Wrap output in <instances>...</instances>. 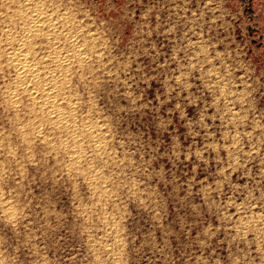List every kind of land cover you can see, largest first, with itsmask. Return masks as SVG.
I'll use <instances>...</instances> for the list:
<instances>
[{
  "label": "rangeland",
  "instance_id": "1",
  "mask_svg": "<svg viewBox=\"0 0 264 264\" xmlns=\"http://www.w3.org/2000/svg\"><path fill=\"white\" fill-rule=\"evenodd\" d=\"M245 1L0 0V264H264V38ZM37 12L29 49L64 81L65 127L7 63Z\"/></svg>",
  "mask_w": 264,
  "mask_h": 264
},
{
  "label": "bare ground",
  "instance_id": "2",
  "mask_svg": "<svg viewBox=\"0 0 264 264\" xmlns=\"http://www.w3.org/2000/svg\"><path fill=\"white\" fill-rule=\"evenodd\" d=\"M42 13H44V12H42ZM43 16L44 15H40L37 12L36 16H33L31 18L28 29L25 30L26 32L24 35H26V36H22L24 38L22 39L21 44L19 45V48L17 50L15 49L16 50L15 52H12L8 55L9 61L7 63H10L12 65L11 67L14 68L15 73H17V77L19 78V81H20V85L18 84L19 87L17 86L18 90H16V91H18L19 93L20 92L21 93H28L31 100L33 101V102L30 101V102H32V106L34 104V106L37 109H40V112H41V110H43L44 112L49 113L48 116H50L51 124L54 125L55 127H58V126H60V124H62V120H64V115H63L64 112L62 113V111H61L62 109L60 110L59 104H58V101H60V90H61L60 85L63 84L64 81L59 82L58 77L50 76L48 74H47L48 76H45V75L43 76L41 71L37 70L38 67L36 68L37 65H36L35 59L37 60V58L33 57L34 52L32 54V51L29 49V42L32 41L31 38L34 37V35L39 34L41 30L44 32L43 28L47 29L46 28L47 26H45V25L48 21L46 20L47 18L45 19V17H43ZM29 20H30V18H29ZM49 27H50V25H48V28ZM55 27H57V26H55ZM57 31H58V28H57ZM53 35H55V31H54ZM51 36H52V34H51ZM51 36L49 38H51ZM56 36H57V34H56ZM56 36H54V39H53L54 42H55ZM38 37H39V35H38ZM40 38H42V36ZM49 44H51V42H49ZM56 55H58V54H56ZM60 61H61V59L59 60L55 56V59H54L55 63L54 64H56L57 68L58 67L61 68V66H63V64L60 63ZM37 62H38V60H37ZM42 82H45V85ZM41 83L44 86H42ZM16 93H15V95H16ZM29 96H27V97H29ZM13 98H15V97H13ZM30 98H28V99H30ZM10 99H12V97H10ZM18 100L13 99L12 105H14V106L18 105L19 104L18 102H20ZM36 108L33 107V109H36ZM36 113H37V110H36ZM63 124H65V122ZM63 124L61 125L62 127L64 126ZM75 158H77V157H75ZM75 158L73 157L74 160H75Z\"/></svg>",
  "mask_w": 264,
  "mask_h": 264
},
{
  "label": "built area",
  "instance_id": "3",
  "mask_svg": "<svg viewBox=\"0 0 264 264\" xmlns=\"http://www.w3.org/2000/svg\"><path fill=\"white\" fill-rule=\"evenodd\" d=\"M247 1H245V6L249 15L250 26H253L254 40H257L256 37L258 36V41H261L264 38V0Z\"/></svg>",
  "mask_w": 264,
  "mask_h": 264
}]
</instances>
